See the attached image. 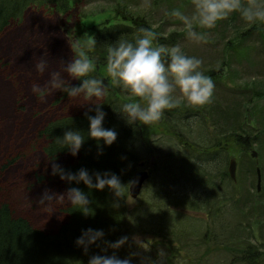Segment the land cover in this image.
Listing matches in <instances>:
<instances>
[{
  "label": "rangeland",
  "instance_id": "obj_1",
  "mask_svg": "<svg viewBox=\"0 0 264 264\" xmlns=\"http://www.w3.org/2000/svg\"><path fill=\"white\" fill-rule=\"evenodd\" d=\"M149 2L151 7L145 8V0H77L63 15L31 7L20 23H12L1 34L0 89L9 90L11 103L8 115H0V129L7 125L11 134L0 140V199L36 229L54 233L60 226L62 211L70 203L57 200L49 212L39 200L45 190L56 195L67 192L64 182L52 175V164L68 166L77 155L68 153L56 162L48 161L43 153L46 141L39 131L50 121L78 115L102 99L94 103L67 94L60 99L59 91L50 89L51 74L59 72L70 85L74 82L64 72L73 59L74 26L83 21L92 33L109 26L114 23L112 9L120 3L126 9L147 13L164 36L177 33L173 46L179 45L187 56L202 60L204 75L213 70L215 88L210 105L198 108L185 101L167 110L157 123H135L140 138L136 140L138 166L133 176L147 171L149 177L137 199L127 197L132 220L126 243L105 255L129 259L130 264H243V257L253 256L262 263L264 145L256 144L264 143V23H248L233 13L211 30L194 26L207 36L206 42L196 43L188 39L183 22L171 15L175 9L193 14L192 0ZM243 31H248L246 39L232 55L228 42H235L237 33ZM20 57L25 60L18 61ZM41 58L46 61L43 73L35 67ZM223 61L227 67L221 68ZM33 84L49 90L41 96L33 91ZM242 128L253 130H248L249 134L261 133L246 152L233 143V132L242 137L247 134ZM204 152L207 159L201 155ZM231 159L236 161L234 181L228 175ZM7 161L14 163L2 171ZM188 164L202 171L201 181H196L195 168L188 169ZM257 169L261 176L258 191ZM171 171L180 178L181 189L175 193L190 195L185 206L176 205L184 199L172 198L166 188L162 191L168 199L160 195Z\"/></svg>",
  "mask_w": 264,
  "mask_h": 264
},
{
  "label": "trees",
  "instance_id": "obj_2",
  "mask_svg": "<svg viewBox=\"0 0 264 264\" xmlns=\"http://www.w3.org/2000/svg\"><path fill=\"white\" fill-rule=\"evenodd\" d=\"M75 3H77V0H0V36L12 23H20L24 12L31 7L63 15ZM115 4L112 9L114 23L107 27L102 26L98 31L92 33L93 30L84 25L82 21L74 26L72 38L73 45H79L83 49H87L91 45L92 39L95 40V46L89 52V55L95 62L97 59L100 61L96 62L99 68L92 75L107 83V95L100 103L101 110L106 114L103 127L115 130L117 139L112 145L106 147L103 145V141H99L98 147L97 141L88 138L89 121L87 116L95 115V106L78 115L63 116L50 121L39 131V136L46 141L43 148L46 159L50 162H56L63 155L70 153L56 139L62 138L66 131H80L85 137V143L79 150L76 161L62 168L66 172L71 173H76L82 168L86 169L89 174L113 173L120 178L122 185L125 186L122 190L123 197L116 198L108 188L102 191L89 190L83 183L70 184L67 181H63L67 190L71 187H78L88 195L91 213L87 216L82 215L79 207L70 204L62 211L64 219L54 233L36 229L27 219L15 216L10 206L0 199V264H88L92 256L105 255L106 251L111 249L109 247L110 244L115 243L122 237L129 236L127 230L131 229V227L129 229V222L132 220V217H130L132 212L129 210L126 200L129 196V180L138 166L136 142L140 138V133L135 123L129 124L119 112L120 106L132 101L134 98L119 86L114 85L107 76L105 56H107L108 47L117 41L126 40L134 44L136 39L141 36L139 29L142 28L157 34L154 46L164 45L169 49L173 46V37L177 33L164 36L161 29L158 26L154 27L153 23L149 21L151 17L147 13L139 9H126V6L120 3ZM247 32L237 33L238 39H235V42H228L233 48L232 55L237 53L236 48H241V42L246 39L245 34ZM74 57L75 50L73 48ZM102 58L105 59L103 60ZM17 60L23 62L25 59L20 57ZM224 62L221 63V68L227 67ZM211 72L214 71L211 70ZM211 72L208 76L212 78ZM45 76L49 77L48 74ZM80 83L81 81L74 80L71 86L78 87ZM59 96L61 99L66 96V93L59 91ZM60 99L55 102L58 103ZM10 103L11 93L6 87H2L0 89V115H8ZM85 113H87V116ZM248 130L249 132L253 131L242 128L241 132L247 133ZM10 134V128L6 125L0 129V140H5ZM247 134L242 137L238 133H232L234 145L245 152L252 149L253 144H255L253 139L261 135L260 132ZM260 143L258 142L256 145H264V143ZM201 155L202 157L206 156L205 159L208 158V153L206 152ZM13 163V161L5 162L1 170L8 169ZM187 168L195 167L188 164ZM193 171L195 178H197L196 181H201L202 171L200 172L196 168ZM167 174L168 178L160 187L161 194H159L168 199L169 196H166L162 191L166 188V191L171 193L170 196L172 198L181 200L182 197L185 200H183L182 204L178 203L176 205L185 206L188 201L186 197H190V195L187 194L188 192L176 194L181 189L178 187L179 175H174L172 171ZM55 176L59 177V175ZM203 176L204 179L207 178L206 173ZM190 199L194 200L193 198ZM89 228L102 230L104 236L96 244L91 245L87 254H85L83 249L75 244V241L84 230ZM242 259L240 262H243V264H264V262L261 263V260L259 262V259L255 256L250 259L246 257Z\"/></svg>",
  "mask_w": 264,
  "mask_h": 264
},
{
  "label": "clouds",
  "instance_id": "obj_3",
  "mask_svg": "<svg viewBox=\"0 0 264 264\" xmlns=\"http://www.w3.org/2000/svg\"><path fill=\"white\" fill-rule=\"evenodd\" d=\"M150 8L149 0L142 5ZM193 14L186 15L179 9L171 12L183 22L188 39L200 43L206 42V33L198 32L194 26L201 29L211 30L218 22L229 18L233 13L248 23H264V0H192ZM141 36L135 43L126 40L117 41L107 49L106 72L112 83L119 86L123 91L130 94L134 99L120 106L119 112L129 124L140 123L149 125L159 122L164 118L167 110L175 109L182 102L190 106L202 108L212 103L214 82L211 77L200 71L202 60L189 57L183 53L179 45L170 49L164 45L154 46L157 34L148 29H139ZM95 40L87 49L79 45H73L75 57L65 65L66 77L71 80L81 81L78 87L69 84L59 72L51 74L50 89L66 93L71 98H83L86 101H97L107 95V85L104 80L96 78L92 73L96 70V64L89 52L94 48ZM36 70L43 73L46 61L41 58L36 64ZM49 90L48 87L41 89L33 84V91L41 96ZM95 103V102H94ZM87 116V113H85ZM105 113L101 110V104L95 103V115L87 116L89 121L88 138L103 145L110 146L117 139V133L113 129H105L103 121ZM57 142L67 148L75 157L83 144L85 137L80 131H66ZM196 163V162H194ZM52 175H59L62 181L83 185L89 190L102 191L108 188L116 198L123 197L120 178L109 172L89 174L86 169H80L76 173L66 172L58 164H52ZM129 181V185L134 184ZM57 200L68 201L71 205L81 209L82 215H89L90 200L88 195L78 187H71L66 193L56 195L45 190L40 205H44L45 211H52V204ZM47 201V204L45 202ZM104 236L102 230L91 228L82 232L75 244L81 247L85 254L91 245L96 244ZM122 237L109 245L118 249L127 241ZM88 264H130L129 259H120L115 255H94Z\"/></svg>",
  "mask_w": 264,
  "mask_h": 264
},
{
  "label": "water",
  "instance_id": "obj_4",
  "mask_svg": "<svg viewBox=\"0 0 264 264\" xmlns=\"http://www.w3.org/2000/svg\"><path fill=\"white\" fill-rule=\"evenodd\" d=\"M252 157H256V153L252 152ZM235 171H236V161L234 159H231L229 161L228 165V175L229 177L234 181L235 180ZM257 191L260 189V182H261V176L260 172L257 169ZM149 175L147 171H139L135 173V175L132 177L131 181H134L135 183L128 187V195L131 199H137L139 195L141 194L142 187L144 182L148 179Z\"/></svg>",
  "mask_w": 264,
  "mask_h": 264
}]
</instances>
